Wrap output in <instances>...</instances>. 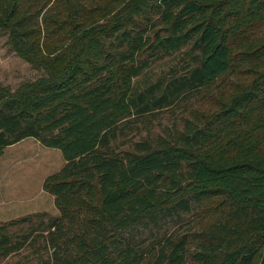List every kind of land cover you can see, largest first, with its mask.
Masks as SVG:
<instances>
[{
	"label": "trees",
	"instance_id": "16d2710c",
	"mask_svg": "<svg viewBox=\"0 0 264 264\" xmlns=\"http://www.w3.org/2000/svg\"><path fill=\"white\" fill-rule=\"evenodd\" d=\"M0 32L37 74L0 80V158L31 138L65 162L43 184L60 215L1 225L0 264H264V0H0ZM182 101L213 110L122 151L136 114Z\"/></svg>",
	"mask_w": 264,
	"mask_h": 264
},
{
	"label": "rangeland",
	"instance_id": "374dc122",
	"mask_svg": "<svg viewBox=\"0 0 264 264\" xmlns=\"http://www.w3.org/2000/svg\"><path fill=\"white\" fill-rule=\"evenodd\" d=\"M190 66L191 61L184 56V53L152 64L140 78L135 80L134 97L137 98L153 85L169 83L171 79L183 75ZM36 76L37 74L30 66L12 51L7 36L0 32V80L2 83L14 90ZM234 82L239 81L237 79ZM192 105L182 101L163 109L154 110L152 107V111L142 115L136 114L132 118L133 129L122 134L118 145L122 151H129V145L125 143L130 141L142 142L147 136L157 141L169 138L170 135L182 131L184 121L190 119L192 109L201 114H209L213 110L205 103ZM138 106L135 112L143 109L140 105ZM64 165L65 162L59 150L46 148L35 139L29 138L6 148L4 155L0 158V226L30 218L32 228L40 230L39 228L43 229L44 226L41 224L42 221L47 225L48 219L58 217L60 213L55 205L54 197L43 190V184L48 177L58 173ZM198 215L194 211L185 219L184 225L174 229L187 232L193 225L201 222ZM208 221L210 219L206 218L202 225H206ZM29 224L10 227L9 231L16 235L21 234L29 227ZM38 258L40 259L39 256H33L28 261L34 260L33 263H38ZM25 260L18 254L14 256L11 263Z\"/></svg>",
	"mask_w": 264,
	"mask_h": 264
}]
</instances>
